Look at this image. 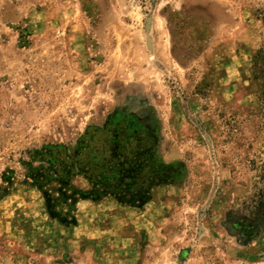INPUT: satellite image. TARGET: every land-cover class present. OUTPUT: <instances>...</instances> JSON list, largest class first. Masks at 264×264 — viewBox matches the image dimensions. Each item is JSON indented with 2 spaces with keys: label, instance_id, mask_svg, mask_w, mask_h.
Returning a JSON list of instances; mask_svg holds the SVG:
<instances>
[{
  "label": "rangeland",
  "instance_id": "obj_1",
  "mask_svg": "<svg viewBox=\"0 0 264 264\" xmlns=\"http://www.w3.org/2000/svg\"><path fill=\"white\" fill-rule=\"evenodd\" d=\"M260 50L264 0H0V264H264V221L231 230L261 187ZM123 118L160 169L142 207L78 162Z\"/></svg>",
  "mask_w": 264,
  "mask_h": 264
},
{
  "label": "trees",
  "instance_id": "obj_2",
  "mask_svg": "<svg viewBox=\"0 0 264 264\" xmlns=\"http://www.w3.org/2000/svg\"><path fill=\"white\" fill-rule=\"evenodd\" d=\"M262 53L260 50L257 56ZM151 145L153 141L150 133L142 129L136 118L119 119L105 129L93 130L88 146L78 159L79 164L87 169L91 182L97 185L91 191L93 198L113 195L124 204L144 206L148 198L144 185L158 178L160 170L144 164L148 155L146 151ZM48 163L58 169L66 166L60 157L50 158ZM261 170L257 182L261 187L257 188L254 200L250 205H245L241 215H233L231 219V230L239 233L245 242L256 239L260 223L264 221V165ZM124 180L131 183L124 185ZM99 187L102 188L101 192Z\"/></svg>",
  "mask_w": 264,
  "mask_h": 264
}]
</instances>
